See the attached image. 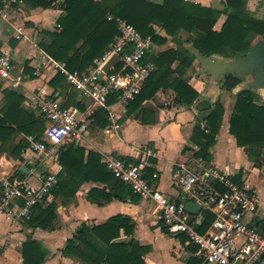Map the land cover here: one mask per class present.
<instances>
[{"label": "trees", "instance_id": "16d2710c", "mask_svg": "<svg viewBox=\"0 0 264 264\" xmlns=\"http://www.w3.org/2000/svg\"><path fill=\"white\" fill-rule=\"evenodd\" d=\"M59 0H25L32 8H49ZM226 18L220 29H214L221 10L200 2L188 0H62L59 6L62 14L57 18L56 26L43 30L39 46L53 59L64 62L70 71H87L95 65V59L103 56L104 51L113 43L118 33L117 25L108 15L119 16L133 24L143 35H150L155 45L163 46L180 38L184 32L190 41L204 55L218 54L223 57H237L245 54L250 46L264 36V18L257 17L246 9V0H224ZM157 30L160 33H157ZM155 69L149 74L140 91L128 101L127 112L137 109L138 115L146 121L145 100L151 99L159 90L172 89L174 101L181 105H191L199 97V92L191 86L184 76L189 68H194V56L182 44L168 46L148 54ZM117 64L113 71L120 69ZM35 69L24 61L23 79H34ZM240 82L234 75L226 77L223 89L231 90ZM48 84L54 89L60 88L67 95L64 106L72 103L84 109V103L76 99L74 89L66 91L64 76L56 72ZM0 108V147L14 158H22V151L27 146L23 138L15 142L19 134H31L40 139L43 137L44 120L22 107L23 95L15 88L7 87L3 91ZM115 99L112 96L109 102ZM224 114V104L218 100L205 123L194 129L193 139L199 146L198 156L208 158L209 147L219 130ZM89 125L103 128L107 124L105 110L94 108L89 115ZM229 131L234 135L238 146L253 148L264 146V100L260 101L251 89H242L234 96L232 111L229 116ZM84 147L67 141L58 146V158L62 166L57 175V184L52 189L55 200L67 204L74 196L71 183L84 180H98L109 185L110 190H90L89 198L98 204L113 198H124L126 195L138 197L127 184L114 177L104 165L99 164V155L90 150L84 161ZM256 162L259 153L249 152ZM264 164V154L262 156ZM152 170H148L147 178ZM20 175L24 173L19 171ZM100 192V199L93 198ZM56 202L47 206L36 205L28 220L33 227L52 229L57 221ZM37 212V213H36ZM213 219V215L204 212L201 230H204ZM257 227L264 231V218L258 221ZM133 224L120 214L113 215L104 223H82L75 234L69 238L63 249L65 255L85 264H144L142 255L147 247L141 246L134 238L120 240V230L125 234L133 233ZM164 228V227H163ZM187 243L186 246L195 253L194 246L184 234H177ZM23 264H42L45 253L41 245L28 238L22 244ZM187 264H203L199 256H191Z\"/></svg>", "mask_w": 264, "mask_h": 264}, {"label": "crops", "instance_id": "0c3cea01", "mask_svg": "<svg viewBox=\"0 0 264 264\" xmlns=\"http://www.w3.org/2000/svg\"><path fill=\"white\" fill-rule=\"evenodd\" d=\"M61 2L62 0H59L49 8H32L24 2L22 5H15L8 13L0 16V36L4 41L3 45L14 50L12 73L21 75V80L16 85L0 80V108L3 99L2 91L7 87L17 89L24 97L22 107L35 112L36 115L38 114L32 108L31 102L39 87L45 86L63 103L66 101L65 92H62L60 88L54 89L48 84L56 71L41 65L43 55H49L39 46V41L44 36L42 31L53 29L57 18L62 14V8L59 6ZM53 9L56 11L55 23L51 28H47V25L41 22L39 15ZM156 49H159L157 45L154 50ZM24 61H29V65L35 69L34 79H23ZM196 64L198 63L194 60V67ZM192 69H187L184 76L188 83L199 92V97L193 104H178L174 101L175 93L172 89H161L151 99L143 102L147 110L146 121H143L142 116L138 115L139 109L128 113V102L119 103L114 100L110 102V108L120 123L118 132L103 134V128L97 126L89 128L88 126L84 139L76 144L85 149L84 161L88 152L93 150L98 153L99 164L102 165H104L102 152L113 153L128 164H134L143 157L144 148L156 152L157 156L151 158L155 164L154 170L158 173V179L154 183L171 198L177 197L178 193L171 183L172 170L178 165L198 170L200 167L198 159L201 158L206 164L232 174L239 183L255 189L259 198V210L254 221L257 225L258 221L264 218V201L261 202L256 188L264 185V164L261 163L264 146L247 148L237 145L234 135L229 131V116L233 101L231 105L223 101L226 91L222 89L218 100L224 104V114L219 130L214 136V142L209 147L208 158L205 159L196 154L199 146L193 139L194 129L198 125L201 127L204 125L205 117L211 108L209 101L203 96L207 87V79L204 82L200 75L196 76L197 72L192 73ZM70 89L74 88L68 85L66 91ZM74 90L76 99L84 103V109H79L74 103L68 106L75 107L78 111L77 116L86 123H90V113L94 108L99 107L95 106L89 98H84L78 90ZM166 94L170 96V101L166 99ZM260 98L264 100L263 97ZM23 135L19 134L15 142L23 138ZM249 152L259 153V161L256 162L251 158ZM21 156L22 158H14L0 147V178L19 174V171L27 175L28 166L25 161L30 160L32 155L22 153ZM40 168L43 167L40 166ZM61 169L60 164L59 172ZM255 176L259 179H254ZM70 187L74 191V196L67 204H61L52 194V202H56L55 212L57 214V221L52 229L33 227L26 221L12 224L0 216V264H23L22 244L29 237L36 240L45 253L42 264H85L63 253L67 240L75 234L82 223H104L117 214L128 218L134 227L131 234H125L121 229L118 239L134 238L139 245L147 247L142 255L144 264H187L188 258L193 255L197 256L186 246L187 243H184L179 235L167 232L158 219L151 202L126 195L121 199L113 198L108 202L98 204L95 199L89 198L90 190L93 188L103 189L105 192L110 190L109 185H104L98 180L75 181ZM92 196L100 199V192Z\"/></svg>", "mask_w": 264, "mask_h": 264}, {"label": "built area", "instance_id": "2783aa9c", "mask_svg": "<svg viewBox=\"0 0 264 264\" xmlns=\"http://www.w3.org/2000/svg\"><path fill=\"white\" fill-rule=\"evenodd\" d=\"M24 2L0 0V16ZM107 18L116 23L118 33L103 56L95 59V65L87 71H70L64 62L47 55L41 60L42 66L61 73L70 87L105 110L108 122L102 129L103 134L117 133L120 128L109 99L114 96L119 103H127L155 69L147 57L155 48L151 36H143L133 24L119 16L108 15ZM3 44L0 36V80L16 85L21 75L12 73L14 50ZM113 54L120 56L121 68L113 71L115 65L103 71V65ZM31 106L45 121V129L40 139L31 134L23 135L27 146L22 153L31 154L33 158L25 161L27 175L19 173L0 178V216L12 224L28 220L36 205L47 206L52 202L51 191L60 170L58 146L67 141L79 143L89 126L77 116L75 107L64 106L45 86L37 89ZM143 154L136 163L128 164L113 153L102 152V161L134 194L153 204L168 233L186 235L196 246L195 253L203 264H264V231L254 222L259 210L255 189L199 158L198 170L184 165L172 170L171 183L178 193L171 198L154 183L158 173L151 158L157 153L144 148ZM148 170L152 171L147 178ZM190 200L200 204L199 212L190 213L185 209ZM204 212L211 213L213 219L201 230Z\"/></svg>", "mask_w": 264, "mask_h": 264}, {"label": "water", "instance_id": "95a60500", "mask_svg": "<svg viewBox=\"0 0 264 264\" xmlns=\"http://www.w3.org/2000/svg\"><path fill=\"white\" fill-rule=\"evenodd\" d=\"M213 9L223 10L225 4L221 0H211ZM183 47L192 54L207 76V87L204 97L213 108L218 101L228 75H234L240 82L231 90L233 94L242 89H251L261 100L264 93V36L256 40L248 51L237 58H226L218 54L204 55L192 42L182 43ZM120 56L113 54L103 65L102 70L108 71L110 67L120 63ZM185 209L190 213H197L201 209L199 203L187 201Z\"/></svg>", "mask_w": 264, "mask_h": 264}, {"label": "rangeland", "instance_id": "374dc122", "mask_svg": "<svg viewBox=\"0 0 264 264\" xmlns=\"http://www.w3.org/2000/svg\"><path fill=\"white\" fill-rule=\"evenodd\" d=\"M188 1L200 2V3L204 4V5L210 6V1L211 0H188ZM221 1L223 2L224 0H221ZM246 9L251 11L257 17L264 18V0H246ZM39 16H41L40 17L41 18V22L44 25H47V28H51L53 26V24L55 23L56 11L54 9L53 10H49V11L41 13V15H39ZM225 18H226V13H225V9H223V10H221V12L218 15L217 22H216L217 24L214 25V29H217V30L220 29V27H221L222 23L224 22ZM54 27H55V25L53 26V28ZM187 36H188V34L183 32L181 34L180 38L172 39V41L166 43L163 46H158L157 45V47H159V49H156L154 51L163 49V48L168 47V46H175V45H178V44H182L184 42H190V41H186L185 40ZM240 56H237V57H240ZM237 57H228V58H237ZM19 59H21V57H19ZM193 72H197L196 76L200 75L201 78L204 80V82H206L205 80L207 79V76L204 73V71L200 68L199 64H196V66L192 69V73ZM234 96H235V94H233L232 92L226 91L225 95H224V98H223V101L224 102L227 101V102H229V105H231L232 101H234ZM165 97H166L167 100H169V101L171 100L169 95L166 94ZM261 97H263V99H264V93L261 95ZM90 127H94V126L91 124V125H89V128ZM255 178L259 179V177H256V176L254 177V179ZM256 188L258 189L261 202L263 203V201H264V185L257 186Z\"/></svg>", "mask_w": 264, "mask_h": 264}, {"label": "flooded vegetation", "instance_id": "af4514ba", "mask_svg": "<svg viewBox=\"0 0 264 264\" xmlns=\"http://www.w3.org/2000/svg\"><path fill=\"white\" fill-rule=\"evenodd\" d=\"M225 4V3H224Z\"/></svg>", "mask_w": 264, "mask_h": 264}]
</instances>
